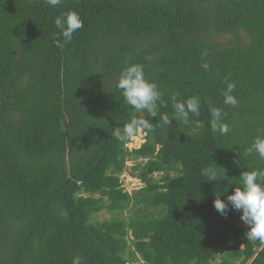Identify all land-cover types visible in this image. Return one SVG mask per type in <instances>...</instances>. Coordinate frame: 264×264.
I'll return each mask as SVG.
<instances>
[{
    "label": "trees",
    "instance_id": "1",
    "mask_svg": "<svg viewBox=\"0 0 264 264\" xmlns=\"http://www.w3.org/2000/svg\"><path fill=\"white\" fill-rule=\"evenodd\" d=\"M70 10L83 27L64 43L54 21ZM127 63L143 66L158 116L172 118H152L132 152L113 135L136 118L116 87ZM173 96L198 98L199 114L176 121ZM212 108L228 134L213 133ZM261 135L264 0H0V264H264L241 213L213 205L242 172L264 170L246 154ZM130 157L147 160L134 196L120 180ZM209 164L219 181L202 175ZM131 206L129 220L91 222Z\"/></svg>",
    "mask_w": 264,
    "mask_h": 264
},
{
    "label": "clouds",
    "instance_id": "2",
    "mask_svg": "<svg viewBox=\"0 0 264 264\" xmlns=\"http://www.w3.org/2000/svg\"><path fill=\"white\" fill-rule=\"evenodd\" d=\"M46 2L52 7H56L61 3V0H46ZM54 23L57 29L60 30L64 43L71 42L74 33L83 27L80 14L72 10L57 16ZM56 44L58 47H62L59 40L56 41ZM203 66L205 69L208 68L207 64ZM116 87L121 90L124 100L135 110L137 117L131 119L113 133L121 142L136 137L141 129L152 130L153 125L150 122L152 118L158 117L163 125L172 124V118L170 119L168 115L158 116L157 101L161 99V93L155 83L145 78L142 65L127 63V66L119 74ZM234 89V83L227 84L223 93L226 105L237 103L236 97L232 95ZM172 100L175 108L173 118L176 121H187L189 113L199 114L198 98L189 97L184 102H176V97L173 96ZM210 115L213 133L228 134L229 127L224 122L226 113L218 108H212L210 109ZM145 134L147 133L145 132ZM253 152L258 153L259 157L264 159V135L257 136L254 139L246 154L251 155ZM202 175L207 177V181L220 180L218 167L210 164L202 169ZM239 181L232 193L227 195L226 200L221 199V195L217 194L213 202L214 208L225 218L230 211L240 212V218L247 227L246 238L264 243V170L244 171L240 174ZM73 264H81L80 258H74Z\"/></svg>",
    "mask_w": 264,
    "mask_h": 264
},
{
    "label": "rangeland",
    "instance_id": "3",
    "mask_svg": "<svg viewBox=\"0 0 264 264\" xmlns=\"http://www.w3.org/2000/svg\"><path fill=\"white\" fill-rule=\"evenodd\" d=\"M29 1H36V0H29ZM142 130L143 129H141L139 131V133L136 137L129 139V141L126 145V148L129 150V152L140 149L146 143L147 134L143 135ZM146 163H147V160L139 159V158H135V157H130L127 159L126 166H125V169L120 176V180L123 184V187L126 189V191L131 196H134V194L136 192L140 191L142 188L145 187V182L139 178L140 171H136L135 169L138 166H144ZM151 177L153 178V180L156 183H162L161 179L163 177V174L157 173V174L151 175ZM98 197L99 196H96V198H98ZM138 211H139V209H137V212ZM134 212H135V210H134V207H132V206L129 207V209H126V210L121 211V212H111L109 210H104V211L94 215L91 219V222L103 223L105 221H112L115 218H123V219L129 220L131 217L134 216ZM238 226L244 227V228L246 227V225L242 221H240L238 223ZM238 244L239 243L235 240H233L229 243L230 246H236ZM242 247L243 246H241V248ZM139 260L140 259L137 258L135 260V263L138 262ZM140 263H141V260H140Z\"/></svg>",
    "mask_w": 264,
    "mask_h": 264
},
{
    "label": "water",
    "instance_id": "4",
    "mask_svg": "<svg viewBox=\"0 0 264 264\" xmlns=\"http://www.w3.org/2000/svg\"><path fill=\"white\" fill-rule=\"evenodd\" d=\"M142 134L144 135L145 134V131L142 130ZM148 186H150V182H148Z\"/></svg>",
    "mask_w": 264,
    "mask_h": 264
}]
</instances>
